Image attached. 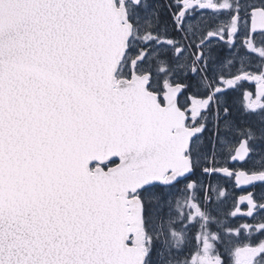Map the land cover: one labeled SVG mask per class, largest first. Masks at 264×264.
Masks as SVG:
<instances>
[{
    "label": "snow or ice",
    "instance_id": "1",
    "mask_svg": "<svg viewBox=\"0 0 264 264\" xmlns=\"http://www.w3.org/2000/svg\"><path fill=\"white\" fill-rule=\"evenodd\" d=\"M0 264H264V0H0Z\"/></svg>",
    "mask_w": 264,
    "mask_h": 264
}]
</instances>
